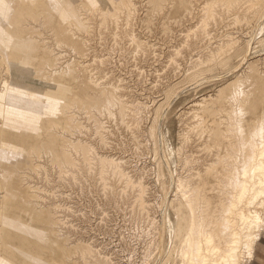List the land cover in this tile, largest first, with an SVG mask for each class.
<instances>
[{
    "label": "rangeland",
    "instance_id": "obj_1",
    "mask_svg": "<svg viewBox=\"0 0 264 264\" xmlns=\"http://www.w3.org/2000/svg\"><path fill=\"white\" fill-rule=\"evenodd\" d=\"M7 1L11 2V0H6V2ZM54 1H56L57 3L55 2L56 5L52 20L44 26L35 25L32 31L26 30L24 33H22L25 36L43 35L42 37H44L46 35L48 36L47 33L45 34L44 29H46V27H49V29H51V32L49 33V36L51 35V39H43L40 36V38L34 39V43L31 47H29L27 43L28 47H25L23 54V57L25 58V60H27V65H24V68L30 70L36 75H39L38 68H39V61L41 58H50L51 54L57 55V52L60 51L61 49L65 50L63 52V57L65 59L63 58L64 60L62 61L66 60L68 62V66L64 68L66 73L62 74L61 77L55 74L53 75L51 80L67 88V91L46 89V91L54 92L56 95H51V96L49 95L48 97H46V105L44 108V112L40 115H37L35 113L30 112L29 110H25L19 107H13L6 104L4 105L3 88H5L6 81L4 79H1L0 77V79L2 80L0 85L1 87H3L0 89V120H2L0 124V159L2 158L1 160H4L5 157L7 156L10 157L9 155L12 156L14 153L21 154L22 152H24V150L26 152L23 153L24 154L23 157H27L26 154L31 149L42 148L43 141H47L48 137L40 126L41 116L53 117L55 119L60 120L63 126L65 125L64 122L66 120V115H63L59 108V104H61L60 99L67 100L69 99V96L73 97L74 95H78V96L93 95L96 93H100L102 88L111 90L110 85H106V86L102 85L100 79L98 78L99 75H96L94 71L88 68L89 66L88 63L91 53L92 52L96 54L98 53L99 57L107 58V62L108 60L110 61L108 62L109 63L108 66L110 65L109 68L111 70L109 69L110 72L108 76H111L112 74L115 73L113 76L116 77L115 79H117L116 81L117 84L119 83L122 84V86H126L125 90H127L128 96L125 98L128 99L132 98L133 103L135 104L137 101V103L141 106V109H143L142 110L143 115L142 118L139 119V121L138 120L135 121L133 119L131 121L130 116L129 119L128 116H126L125 121L127 123L125 122L124 124H119L120 126L119 125L117 126V128H119L118 129V132L120 134L119 136L124 137V139L125 138L128 139V140L126 139V144H125L126 148H124V150L121 151L118 149L117 144L114 142L113 148L111 149L109 148V150L111 154L112 153L115 154V155L112 154L114 156H116V154L119 153L121 154L122 159H124L123 162L125 161V163H123L125 165L123 166L124 169L126 168L125 169L126 174L134 175L133 176L134 179L142 176L141 180L143 182L144 191H145L143 197L144 195H146L147 197H144V199L145 198L148 199V200L145 199L146 202L144 201V204L146 205L145 211L144 209L139 210L137 209V206H135L137 205L134 202L136 200V195H137V190H136L137 188L134 189L135 186L133 187L126 186L127 187L126 188L124 186L126 184H124L123 181L120 180L118 177H116L115 180L113 179L112 182L113 181H114L113 183L116 182L115 187L118 190H121V188L123 187H125L124 189L132 190V191L130 190L128 191L130 193H128L126 190L125 201L127 202V207L124 210H122L123 212H125V213L121 212L122 216H126V215L128 216L129 212H131L133 217L138 218L140 216L139 219H143V218L145 219L149 217L148 215H150L149 217L150 219H146V220L152 219L154 225L157 226H154L156 227L154 230L155 236L153 235V229H152V235L150 236L149 239L152 240L153 239L152 237L154 238L156 237L155 238L156 243L154 245V243H151L149 239L147 240L138 236H135V238L131 236L128 237V235H125V237L123 238L124 239L123 242L122 238L119 237L120 235L117 232L115 233V231L112 232V234H108V235L96 231L97 229H100L99 227H101V225L98 227L99 225L98 223L100 222L99 219L100 211L98 209L99 207L97 208L95 205L96 203L100 202L102 199V197H100L102 196V192H100L101 195L97 194V190L100 189L101 187L98 186L100 185V182L93 179L85 181L82 178V180L84 181L82 182L81 180V184L85 187L88 185V183H91L92 184L91 188H93L92 189L93 192L96 193V194H93V192L90 193L89 190L90 187L87 186L85 187L86 190L85 188H83L84 189L83 191H85V193L83 192L84 194L83 195L82 191L80 190L79 187H77L76 183L73 180H71L72 181L71 183L70 180L67 181V179L64 178L59 179L60 176L59 173L57 172V168L56 170H54L55 166H53V164L48 162L46 158H41L40 161L44 162V169L40 168L39 170L36 171L29 170L27 174H29L30 176L29 175L27 176V181L31 185L30 187L31 191L33 193L41 195V197H39V200H43L46 203L50 202L53 203L54 206H57L55 215H58V217L60 216L61 218L60 217L59 218L62 221L61 223H58L56 226H54V228H51L48 224H46L43 221V219L35 211L31 210L30 208L27 209L26 206H23L21 208L20 205L18 204L19 203L18 199H14V198L12 199L11 197H6L5 195H7V192L5 190V187L8 185L9 179L8 177L5 178L3 177L6 174V170H4L3 166H0V264H14V261H16L17 264L18 263L22 264V262L23 264H30V263L54 264V262L59 261L61 259L59 257L60 248L63 245L64 239L68 238L69 240H71L73 238V236L69 235L70 233L68 231L71 228L80 229L83 226V223L80 224L82 221L80 220L81 219L80 217L84 213V211L86 212V210H84L83 208H85L84 204H86V202L88 201H90L89 203H91L92 206L95 205L96 207L95 208L96 210L93 211L95 213L92 214L90 213L92 215L91 216L92 220L89 222L91 231L92 232L95 231V233H92V235L94 234L97 235V236L94 235V239L96 238L97 241L104 240V242H106L105 244L108 243L109 247L111 248L114 247L112 249L113 251L116 250L115 253L117 254H114L113 256L118 255L116 257L118 260L120 259L119 261L121 262V264L124 263L125 264H132V263L133 264H171L173 261L171 257V253L173 249H177L181 245L182 237L185 233L183 232V228L185 225L186 209L183 206L184 199L182 194H184L185 191L187 192L188 190L187 187L190 188L189 185H191V182L192 183L194 182L193 178L195 177V173H196L194 169L189 170L190 167L185 165L186 158L192 159L194 156L197 157L203 155L204 150L201 144H203L206 141H207L206 143H209L211 147H214L213 148L214 150L212 149V151L215 154L218 153L219 155L221 154L223 155L225 152L224 148L227 141L222 139L220 137V134H217V132L220 129L226 131V133H230L228 135H231V133L234 130L233 128L234 125H235L234 127H238V125L243 124V127L241 128V126H239V128H241L240 129L241 131L243 129L244 133H247V131L249 132L250 127L253 125L254 120L260 119V117H262L264 120V6H262L261 9H259L260 11L256 10L255 14L253 11L249 13L246 12L247 15L246 18H249L251 20L248 19L237 22V21H233L232 19H226L225 22L219 25L217 24V26L211 24L209 26L210 33L212 31L213 32L208 35L209 38L208 36L205 37V40L201 43L200 49L202 47L201 49L202 51L201 50L197 51L199 52L200 55H202V53L203 56L204 53L208 54L209 49H214V47L216 48L217 44L224 42L226 40L230 41L231 38H232L231 41L233 42L235 39V44L231 52L228 51L221 55L215 54L214 59L210 61L211 63L207 62L199 65L198 67L190 68L189 66H191V62H193L197 57V55H195L197 52H192L187 54L183 53L180 54V56H177L179 55L177 53L169 52V50L172 49V46L177 45V42L179 41L178 32H173L174 34L173 33L172 34L168 33L167 35L165 34L167 37L164 36L163 34L155 35V33L153 34L149 31L147 26L156 23L166 28L175 25L176 22L179 20L186 19L188 14H189L188 16H191L192 11H194V13L201 14L203 12L201 8L196 7L195 10L193 9L192 4L194 3V0H171V1L170 0H166V1L140 0V2L138 0H135L136 2H138L137 7L141 8V10L139 8L138 13L140 16L143 17L142 20L143 23L140 22L142 25L136 24L135 31L140 36L141 41L148 43V46H151L154 49L153 52L154 54L152 55L156 56V57L154 56L153 58V56L151 55L152 56L151 60H148L147 63L139 62L138 63L139 65L137 64V66L134 65L136 63V61H134L135 54L131 52V50L130 51L127 50V53L124 56H122L121 54L122 58H120L121 57L120 52H118L119 50H117V48L114 47L115 44H113V42L108 41L105 45H101L102 47L98 45L97 47L95 46L94 49H90L88 46L89 45L88 43L90 42H88V40L85 39V37L83 38L82 35L80 34L78 35V33H73L70 30L71 28L70 24L67 22L71 19L83 31H87L89 29L88 23L84 22L81 14H79L81 12L78 9V7L75 6L76 4L75 1L73 0H62V1L54 0ZM85 1L91 7L94 8L97 7L99 10L101 9L103 10L104 8H109L110 10H112L115 8L114 0H85ZM35 11L37 12L38 10ZM192 19L190 20V22L191 24L194 25L193 28H198L199 24L197 25V27L194 24V22L196 23L195 17H193ZM244 21H248V22L247 23L245 22L246 23L245 24ZM236 22L237 25L235 26ZM224 23L225 25H223ZM221 26H223V28ZM212 28H214L215 30ZM187 29L188 32H190L191 29L189 26ZM52 37L54 38V42L58 41L61 43L62 46L56 45L55 48H53L54 51L52 50L51 52V49L49 48V44H52L53 42ZM209 44L212 46H210ZM207 45L210 48H208ZM127 46H128L127 48L129 49L131 48L129 44ZM128 51L131 54L130 53L128 54ZM184 55L186 59L184 58ZM186 55L189 56L187 57ZM170 56L177 57L176 59H174L176 63L174 60L171 59L172 63L170 62V64L168 65L174 66L175 63V67H176L177 62L180 63H178L179 65L178 69L177 67L169 68V69H173L174 72L173 73L169 72L168 74V72L167 73L165 72L166 70L164 69V67L165 65H167L165 64V62L166 63L169 62L168 59L170 58ZM178 57L179 58L182 57V58L179 59ZM161 66L164 67L162 68ZM1 73L3 74L2 68H0V74ZM237 77L239 84L235 86H231V88L226 87L221 94L222 96L218 97L220 98L218 100L216 96L217 94L215 95V93H217L216 90L220 86L225 85L227 82ZM39 78L42 81L41 83L39 82L40 84H36V82L30 83L16 78H14V81L16 80L20 81L33 90L35 89V90L43 91L47 87V84L44 82L47 80V77L39 76ZM235 92H238L236 93L238 94V96L235 94ZM10 94L13 95V93ZM26 95L29 97L26 96L25 98H29V100L33 102L36 101L35 103H40L39 97L36 96L35 94L27 91ZM226 96L229 97L227 98ZM204 97L208 99H205ZM13 98L14 96H10V95L7 96V102L10 104L11 101H14L11 100ZM224 98L226 99V102ZM214 99L215 101L212 102V100ZM194 102H197V104ZM128 103L130 104V102ZM228 103L230 105H228ZM200 105L202 106L200 107ZM223 105L225 108L223 107ZM241 105L243 106L241 107ZM233 107L234 109L232 110ZM228 111H230L231 113L229 114ZM76 116L78 118L81 117L80 120L84 121L83 115L78 114ZM222 118H224V120ZM232 118L234 123L232 121ZM225 119L227 122L225 121ZM215 121L218 123H216ZM219 121L221 122L219 123ZM198 122L200 126L197 125ZM235 122L236 123L239 122V123L236 124ZM87 123H90V121H87ZM105 124L106 126H110V128L112 127L116 128V126H112L115 125V123L112 121L107 122ZM225 124L226 125L228 124L229 126L227 125V127H225L224 126ZM196 126H199L201 128ZM192 127L196 129L194 130ZM190 128L193 129L194 132L193 130L192 132H190L191 131ZM202 128L203 131L201 130ZM227 128L228 130L231 131H228ZM209 130L212 131L210 132ZM131 131L135 132V134L134 133L132 134ZM201 131L205 134L203 135ZM262 131H264V127ZM207 132H210V134H208ZM130 133L135 138H133V136ZM262 133L264 134V132ZM201 134L203 137L201 136ZM69 135L72 134H68V136ZM184 135H186L187 137H185ZM130 136L132 137V140H130ZM206 137H208L209 139L207 138L208 139L207 140ZM61 138H62L61 135L58 136V139ZM187 138L190 139L188 140ZM2 139H7V140H2ZM214 139L217 142L214 141ZM12 142L19 146H14ZM220 144L222 146H220ZM21 147H23V149ZM58 147L59 145L56 144L55 148L58 149ZM219 147L221 148V150ZM6 150H8V152ZM212 151L211 153H213ZM208 156H207L208 158L215 157L213 155H208ZM195 159L196 158L194 157L192 160L195 161ZM81 172H85V170L82 169ZM67 173L68 172L63 171L61 174L66 175ZM139 173H141L142 175L139 176L140 175ZM52 174H54L55 176ZM135 175L137 177H135ZM182 175L183 177L190 175L189 179L187 178L188 186L181 187L178 185L179 177H182ZM50 177L53 178L50 179ZM191 178L192 180H190ZM49 180L51 181L49 182ZM205 181L206 184L203 187V192L208 197H211V205L214 206L216 203L219 202L220 195L216 190L213 191L211 186L214 183V181L210 176L206 177ZM60 182L62 184H60ZM67 182L69 184H67ZM48 183L50 185H48ZM177 186L178 188L179 187L180 188L178 189ZM87 188L89 191H87ZM3 192L5 194H3ZM88 195L89 196L91 195L90 197L92 199L88 197ZM92 195L94 196V198ZM81 196L84 197L81 198ZM246 198L244 197L243 200L241 199L242 201L240 200V204L239 203L237 204L236 212L237 210H242L244 212L246 211L253 212L254 210H258L261 212V216L263 217L264 206L259 205L260 199L259 200L254 199L252 200L253 202L252 201L249 202V200H247L248 198L247 199ZM262 198H264V196H262ZM87 199L89 200L87 201ZM132 199L135 200L132 201ZM130 203H132V205L135 204L134 207H132ZM147 204L149 207L148 210L151 213L148 212L147 210L148 208ZM131 207L136 213L133 214ZM141 215L143 216L142 218ZM234 219L237 220L236 214L234 216ZM58 227H60L59 228L60 231L57 230ZM93 227L95 230L93 229ZM260 230H261L259 232L260 235L257 241L255 242V245L252 250V256L251 257H248L247 255L242 256V259L240 258L239 260L241 264H264V229L262 228ZM60 232L62 234L65 233V235L61 236ZM120 240L122 243L120 242ZM125 240L127 243H129L128 241L130 240V243L133 244L131 246L130 243L128 245H125L126 243ZM134 240L135 242H133ZM146 240L148 241L147 243L145 242ZM158 241L160 244L157 246L156 244L158 243ZM2 243L3 244L6 243L4 244L5 246ZM147 244L148 246H151V248L152 247L153 248L149 249L144 259L142 258L143 255L142 251L143 249L145 250L146 248H148L146 247ZM129 246L130 248H128ZM115 247L117 249H115ZM132 247L134 249H132ZM123 249L125 252L123 251ZM131 252H134L133 255V257H135V259H133L134 261L132 260L133 257H131ZM21 258H23V260ZM129 259L132 261L129 262Z\"/></svg>",
    "mask_w": 264,
    "mask_h": 264
},
{
    "label": "bare ground",
    "instance_id": "obj_2",
    "mask_svg": "<svg viewBox=\"0 0 264 264\" xmlns=\"http://www.w3.org/2000/svg\"><path fill=\"white\" fill-rule=\"evenodd\" d=\"M73 1H75L76 3L75 6H77L78 9L80 10L81 13H79V11L78 13L81 14L83 21L88 23L89 29L87 31H83L71 19L67 22L70 24L71 26L70 30L73 33H78V35L79 34L82 35L83 38L85 37V39H87L88 42H90L88 43L89 44L88 46L90 49H94V47L95 46L97 47L98 45L99 46L105 45L108 41H110V42H113V44H115L114 47L117 48V50H119L118 52H120V56L121 54L122 56H124L127 53V50L129 51L131 50V52L135 54L134 56V61H136V63L134 64L135 66H137L139 62L147 63L148 60H151V57L153 56L152 54H154L153 53L154 49L151 46H148V43L141 41L140 36L135 31V25L136 24L140 25L141 24L140 22H142L143 20V17L140 16L138 13L139 8H140V7L139 8L137 7L138 2H136L135 0H114L115 2L114 9L110 10L109 8H104L103 10L102 9L99 10L97 7L95 8L91 7L89 4H87L85 0H73ZM138 1L140 2V0ZM55 2L56 1L54 0H11V2H8V1L6 2V0H0V68H2V71H3V74L1 73L2 76L0 74V77L1 79H4L6 81L5 88L1 87L0 85V89L1 88L4 89V94H3L4 105L6 104V105L13 106V107H19L25 110H29L30 112L35 113L37 115H40L44 112V108L46 105V97H48L49 95L50 96L56 95L54 92L46 91V89L67 91V88L51 80V78L55 74L61 77L62 74L66 73L64 68L68 66V62L66 60L62 61L65 59L63 57V52L65 50L61 49L60 51L57 52V55L55 54L56 56L51 54L50 58H41L39 61V68H38L39 75H36L30 70L24 68V65H27V60H25V58L23 57L25 47H28V45L29 47H31L34 43V39L40 38L41 35L25 36L22 33H24L26 30L32 31L35 25L44 26L48 24L53 18V14L55 11V5L57 3ZM262 4H264V0H194V3L192 4L193 9L195 10L196 7L201 8V10L203 11L202 13L198 10L201 14H197V13H194V11H192L191 16H188L189 14L187 13L188 15L186 19L179 20L176 22L175 25L169 26L166 28L156 23L151 24L150 26H147V25L146 26L149 29V31L153 34L155 33V35L163 34L164 36H166L168 33L172 34L173 32H178L179 41L177 42V45L172 46L173 50L170 48L172 51L169 50V52L177 53L179 54L177 56H180V54H183V53L187 54V53L197 52L202 49V47L200 49L201 43L205 40V37H207L209 34L213 32L211 30L212 32L210 33L209 26L211 24L217 26V24L219 25L225 22L226 19H232L233 21H237V22H240L242 20H248L249 18H246L247 16L246 12L249 13L253 11L255 14L256 10L260 11L259 9H261V7L264 6ZM167 5H170V4H167ZM35 10H38V11L36 12ZM193 17H195L196 19V23L194 22L195 26L197 27V25L199 24L198 28H193L194 25L191 24L190 22V20ZM237 22L235 23V26L237 25ZM245 22L247 23L248 21H244V23ZM223 25H225V23ZM188 26L191 29L190 32H188V29H187ZM221 27L223 28V26ZM44 30H45V34L47 33L48 36L46 35L47 37L46 36L42 37L43 36L42 35L41 38L51 39V35L49 36L51 29H49V27H46V29ZM215 35H214V38H215ZM231 40L230 41L226 40L224 42L217 44L216 48L214 47L215 46L214 45L213 46L214 49H209V53L206 52L209 55L204 53V56H203V53L202 55H200L199 52H197L195 54L197 55L196 59L194 58L195 60L191 62V66L189 67L190 68L198 67L199 65L203 63H207V62L211 63L210 61L214 59L215 54L221 55L228 51L231 52L235 44V39H234V42ZM52 41H53L52 44H49V48L51 49V52L53 48H55L56 45L62 46L60 42L56 40H55L56 42H54V38L52 39ZM128 44L131 46L130 49L127 48ZM202 46H205V45H202ZM208 48L210 47L208 46ZM129 51H128V54L130 53ZM170 54H173V53H170ZM122 56L120 58H122ZM176 58H177L176 56H170V58L168 59L169 62L167 63L165 62V64L167 65L163 67L166 70L165 71L166 73L168 72L169 74V72H172V73L174 72L173 69H169L171 67H174V68L177 67L178 69L179 67L178 63L180 62H177V65L175 67L176 61L174 59ZM184 58H185V55H184ZM171 59L175 61L174 66L168 65L170 64ZM108 62L110 61L108 60ZM108 62H107V58L99 57L98 53L96 54L92 52L90 59H89L88 68L94 71L96 75H99L98 78L100 79V82L102 85L104 86L110 85L111 90L102 88L100 93H96L93 95H84V96L74 95L73 97L69 96V99L67 100L60 99L61 104H59V108L61 110V113L63 115H66V120L64 122L65 125L63 126L60 120L55 119L53 117L41 116L40 126L48 137L47 141H43L42 148L31 149L30 151L27 152L26 154L27 157H23L24 156L23 153L26 152L24 150V152H22L21 154L14 153L15 154L14 155L12 153L13 154L12 156L9 155L10 157L7 156L5 157L4 160H1L2 158L0 159L1 160L0 166H3L4 170H6V174L3 177L4 178L8 177L9 179L8 185L5 187V190L8 196L7 195L5 196L11 197L12 199L13 198L18 199L19 200L18 204L20 205L21 208L23 206H26L27 209L30 208L31 210L35 211L43 219V221L46 224H48L51 228H54V226H56L58 223H61L62 221L60 219L61 217L59 216L60 217L59 218L58 215H55L57 206H54L53 203H50V202L46 203L43 200H39V197H41V195L33 193L30 189L31 185L27 181V176L29 175L27 174V172L29 170L36 171V170H39L40 168L44 169V162H41L40 159L46 158L48 162H50L51 164H53V166H55L54 170H56L57 168V172L59 173V176H60L59 179L64 178V179H67V181L73 180L76 183L77 187H79L80 190L82 191V194L83 192L85 193V191H83L84 190L83 188L87 186L90 187L89 189L90 193L93 192L92 190L93 188H91L92 186L91 183H88V185L85 187L81 184L82 178L85 181L93 179V180L100 182V185L98 186L99 187L101 186V187L98 190L96 187V190H97L98 195L100 194V192H102V196H100L102 197V199L100 202L96 203L95 205L97 208L99 207L98 209L100 211V214H99L100 217L99 216L98 217L100 219V222L98 223L99 224L98 227L100 225L101 227H99L100 229L96 228L97 229L96 231L102 232L103 234H107V235L112 234V232L115 231V233L117 232L120 235L119 237L122 238V241L124 240L123 238L125 237V235H128V237L131 236L134 238L135 236H138V237H142L148 240L150 236L152 235V229H153V235H154L155 233L154 230L156 228L154 226H157V225H154L152 219L146 220V219H150L149 218L150 215H148L149 217L147 216L148 218L139 219L140 216L138 218L133 217L131 212H129L128 216L127 215L122 216L121 214V212L125 213L122 210H124L127 207V202L125 201V198H126L125 193L127 189H124L126 186L128 187L135 186L134 189L137 188L136 189L137 190L136 200L132 199V201L135 200L134 202L137 205L135 204L134 205L137 206V209L139 210L144 209L145 211L146 205L144 204V201L145 199L146 200L148 199L147 198L144 199V197H147L146 195H144L143 197V194L145 191H144L143 182L141 180L142 174L139 173L140 174L139 176L141 177H137L135 175V177H137L136 179L133 178L134 175L126 174L125 172L126 168L124 169V166H123L125 165L123 164L125 163V161L123 162L124 159H122L121 154L119 153L120 155L116 154V156H114L115 154L112 153L114 154L112 155L109 150V148L110 149L113 148L114 142L117 144L119 150L122 151L124 150V148H126L125 144H126L127 138L124 139V137L119 136L120 135L118 132L119 128H117V126L119 124H124L126 122L125 121L126 116H128V119L130 116L131 121L132 119L135 121L137 120L139 121V119L142 118L143 109H141V106L137 103V101L135 104L133 103L132 98L131 99L125 98L128 96L127 90H125L126 86H122V84H119V83L117 84L116 82L117 79H115L116 77L113 76L115 73L112 75L110 73L111 76H108L111 70L109 68L110 65L108 66L109 64ZM39 76L47 77V80L44 81L47 84V87L43 91L35 90V89L33 90L27 87V85L23 84L20 81H17V80L14 81V78H16V79L23 80L26 82H30V83L36 82V84H40L42 81L40 80ZM1 79H0V83L2 81ZM238 84H239L238 77L234 78L230 80L229 82H227L225 85L220 86L216 90L217 93H215V95L217 94L216 95L217 98L221 97L222 96L221 94L226 87L231 88V86H235ZM27 91L38 96L40 99L39 100L40 103H35L36 101L33 102L29 100V98H25L27 96L26 95ZM10 93H13V95H11ZM236 93L238 92H235V94ZM9 95L14 96V98L11 99L14 101H11L12 103L10 102V104L7 102V96ZM236 95L238 96V94ZM205 99H208V98H205ZM215 99L212 100V102L215 101ZM219 99L220 98H218V100ZM128 102H130V104ZM197 102H194V103L197 104ZM225 102H226V99H225ZM229 103L228 105H230ZM243 105H241V107ZM201 106L202 105H200V107ZM233 109L234 107L232 108V110ZM230 111H228L229 114L231 113ZM78 114H81L84 116V121L80 120L81 117L78 118L76 116ZM261 118L262 117H260V119ZM222 119L224 120V118ZM260 119L254 120L253 125L250 127V130L249 132L247 131V133H244L243 129H242L243 132L240 130L243 127V124L238 125V127H234L235 126L234 125L233 126L234 130L231 133V135H228L230 133H226V131L222 129L220 130L218 129L219 131L217 132V134H220V137L227 141L225 148H224L225 152L223 155L222 154L219 155L218 153L215 154L212 151L214 147H211L209 143H206L207 142L206 141L203 144L200 143L204 150L203 155H200L197 157L194 156L196 158L195 161L192 160L194 157L192 159L186 158L185 165L192 168V169L189 168V170L194 169L196 173H195V177L193 178L194 182L193 183L191 182V185H189L190 188L187 187L188 189L187 192L185 191V193L182 194L183 199H184L183 206L186 209L185 225L183 228V232L185 233L184 235L182 234L183 237H182L181 245L177 249H173L171 253V257L173 259L171 264H241L239 260L240 258L242 259V256L244 255H247L248 257L252 256L253 247L260 235L259 234V232L261 231L260 229L262 228L264 229V216L262 217L261 212L258 210H254L253 212H247V211L244 212L242 210H237L236 212V208H237V204L238 203L240 204V200L241 199L243 200L244 197L245 198L247 197L248 199L247 198L246 199L249 200V202H251L254 199H257V200L260 199L259 205L264 206V198H262V196H264V134L262 133L264 132L262 131L264 127V120L263 118L261 120ZM228 120H231V119H228ZM87 121H90V123H87ZM110 121L115 123V125H112V126H116V128H113V127L110 128V126H106L105 123L110 122ZM232 121H233V118H232ZM1 122L2 120H0V124ZM220 122L221 121H219V123ZM197 125H199V122ZM227 125L225 124L224 126L227 127ZM199 126H196V127H199ZM239 126H241V128H239ZM193 129L190 128L191 130L190 132H192ZM201 130L203 131V128ZM228 131H231V130H228ZM210 132H207V133L210 134ZM133 133L135 134V132H132V134ZM68 134H72V135L68 136ZM204 134L205 133H203V135ZM60 135L62 136V138L58 139V136ZM184 136L187 137L186 135ZM133 138L135 137L133 136ZM207 138L208 137H206V139ZM2 140H7V139H2ZM130 140H132L131 136H130ZM214 141L216 140L214 139ZM56 144L59 145L58 149L55 148ZM221 144L220 146H222ZM13 145L19 146L15 143H13ZM21 148L23 149V147ZM6 151L8 152V150ZM211 151L213 153H211ZM208 155H213L215 157L208 158L209 157ZM82 169H84L85 172H81ZM63 171H66L68 173L66 175L65 174L62 175L61 173ZM54 174H55V171H54ZM187 176L183 177L182 175V177H179V180H178L179 184L178 183L177 184L181 187L188 186L187 178L189 179L190 175H187ZM208 176H210L214 181V183L211 186L213 191L216 190L220 195L219 202L216 203L214 206L211 205V197H208L203 192V187L206 184L205 179ZM116 177H118L120 180L123 181L124 184H126V185L123 184L125 187L122 186L123 188H121V190H118L115 187L116 182L115 183H113L114 181L112 182V180L113 179L115 180ZM51 178L53 177H50V179ZM41 179H44V178H41ZM84 180H82V182ZM190 180H192V178ZM50 181L51 180H49V182ZM69 183L67 182V184ZM60 184L62 183L60 182ZM48 185L50 184L48 183ZM89 190L87 188V191ZM129 190H127V192ZM3 194L5 193L3 192ZM93 194H96V193L93 192ZM90 196L88 195V197ZM83 197L81 196V198ZM88 200L89 199H87V201ZM85 201H86V198H85ZM89 202L90 201L84 204L85 208L83 209L86 210V212L84 211V213L80 217L81 218L80 220H82L80 224L83 223L82 228L80 229L71 228L72 230L70 229L68 231L70 233L69 235L73 236V238L71 237L72 238L71 240H69L68 238L64 239V242L60 248V254H59V257L61 259L57 262H54V264H121V262L119 261L120 259L118 260L116 257L118 255L113 256L114 254H117L115 253L116 250L113 251L112 249L114 247L112 248L109 247L108 243L105 244L106 242H104V240L97 241L96 238L94 239L95 234L92 235V233H95V231L93 232L91 231L89 222L92 220L91 214L95 213L93 211L96 210L95 209L96 207L95 205L92 206V204ZM130 204L132 205V203ZM134 205H132V207H134ZM132 207L131 209L134 214L136 212H134ZM147 207H148V204H147ZM148 209L149 207L147 208V210ZM148 212L150 211L148 210ZM235 214L237 215V220L234 219ZM142 215H141V218L143 217ZM59 228L60 227H58L57 229L58 231H60ZM60 235L61 236L65 235V233L62 234L60 232ZM152 238H153L152 240L150 239L149 240L151 241V243H154L155 245L156 237L155 238L152 237ZM147 240L145 241L146 243L148 242ZM128 242L130 243V240ZM133 242H135V240ZM126 243L125 245L129 244V243L127 244ZM132 244L130 243V246ZM159 244L160 243L158 241L156 245L158 246ZM130 246L128 248H130ZM146 247H144L146 249L145 250L143 249L142 251L143 252L142 258L144 259L149 249L153 248V247L151 248V246H148V244ZM115 249L117 248L115 247ZM132 249L134 248L132 247ZM125 250H128V249H125ZM133 255H134V252H131V257H133ZM21 259L23 260V258ZM133 259H135V257H133L132 260ZM132 260L129 259V262H131ZM14 264H17L16 261H14Z\"/></svg>",
    "mask_w": 264,
    "mask_h": 264
}]
</instances>
